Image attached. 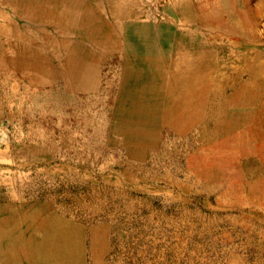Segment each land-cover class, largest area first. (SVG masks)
Returning <instances> with one entry per match:
<instances>
[{
    "label": "rangeland",
    "instance_id": "1",
    "mask_svg": "<svg viewBox=\"0 0 264 264\" xmlns=\"http://www.w3.org/2000/svg\"><path fill=\"white\" fill-rule=\"evenodd\" d=\"M234 3L0 0V264H264V2Z\"/></svg>",
    "mask_w": 264,
    "mask_h": 264
},
{
    "label": "crops",
    "instance_id": "2",
    "mask_svg": "<svg viewBox=\"0 0 264 264\" xmlns=\"http://www.w3.org/2000/svg\"><path fill=\"white\" fill-rule=\"evenodd\" d=\"M174 1L175 4L178 3V8L182 10V12L186 11L187 9H192L195 13V15L202 17L203 15H207L206 11H210L211 17H214V22L212 21L211 27L218 26V11L224 12L227 9H230L232 4L234 3V0H171ZM252 2H255L258 5H263L262 3L264 0H237L233 5L232 9H237L238 11H248L250 8V4ZM233 15V14H232ZM184 16V14H183ZM220 19L223 21V19H227L230 17V13H220ZM239 17V16H238ZM213 20V19H212ZM250 23V19L246 17L245 19L243 17H240V19L237 21L238 27H240V31H243V27H247V25ZM221 24V23H220ZM239 31V30H238ZM221 32V31H220Z\"/></svg>",
    "mask_w": 264,
    "mask_h": 264
}]
</instances>
